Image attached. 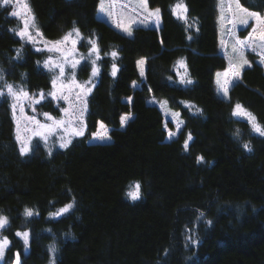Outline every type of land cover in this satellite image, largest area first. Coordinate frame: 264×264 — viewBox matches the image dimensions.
<instances>
[{
	"label": "trees",
	"instance_id": "obj_1",
	"mask_svg": "<svg viewBox=\"0 0 264 264\" xmlns=\"http://www.w3.org/2000/svg\"><path fill=\"white\" fill-rule=\"evenodd\" d=\"M237 1L264 13V0ZM27 2L43 40L79 29L84 54L94 41L99 73L83 99L84 134L51 152L37 141L21 155L11 101L0 98V216L8 218L0 235L9 241L0 264L18 254L20 264H264V136L253 129L264 127V65L253 57L227 96L218 91L217 73L228 65L218 0H147L162 24L131 35L99 17L100 0ZM178 2L184 17L173 11ZM13 11L0 6L3 77L33 95L49 93L50 52L18 34L23 23ZM91 72L89 59L75 70L81 81ZM151 98L180 114L178 137L167 140ZM63 103L47 95L38 107L59 117ZM237 104L254 121L233 115ZM125 114L132 117L122 126ZM101 122L111 140L93 142ZM137 182L141 197L132 200ZM69 203V212L54 215ZM18 231L29 233L27 245Z\"/></svg>",
	"mask_w": 264,
	"mask_h": 264
},
{
	"label": "rangeland",
	"instance_id": "obj_2",
	"mask_svg": "<svg viewBox=\"0 0 264 264\" xmlns=\"http://www.w3.org/2000/svg\"><path fill=\"white\" fill-rule=\"evenodd\" d=\"M218 2H219L218 9H219V13H220V16H219L220 47H219V49H220L221 54L226 58V61H228V65L225 68V70L218 72V73H221V75L219 77H217V80L219 79L220 83L223 84L224 80H225V76L223 75V73H225L226 71L229 72L228 79L230 81H232V83L227 85L228 91H229V89L232 87L233 83H235L236 81H238V79L241 78L243 69L252 64L253 57H254V59H257L258 62L261 63L262 56H264V50H261L259 47L256 48L255 52H253L251 48H245L243 50V59H247L248 64H244L243 59L240 57V55L238 53L237 54L233 53L234 43L237 39H239V40L246 39L248 37L249 33L252 32L253 28H259L262 25L258 22L256 17H249V16H247V13L241 11V9H247V12H253L250 9L243 7L239 1H237V0H218ZM23 3H26L28 7L26 10H23L22 15H20L18 17L22 20V23L24 22L25 19H28L31 23L32 18H34V23L36 25V17L34 16L33 12L31 11V8L29 7V3L27 2V0H23ZM237 3L239 4V7H237ZM13 5H14V11L18 10L17 5L15 3V0L13 2ZM183 6L186 8V6L184 4H183ZM155 9H158V8H153V7L151 8L150 5H148V3H147V11H145L144 7L140 4V0H105V12L101 13L99 11L98 15L100 18L106 20L108 23H110L116 29L120 30L121 32H123L125 34H127V32L123 31L122 28L117 27V24H122L124 26L129 27L131 34H132L133 29L138 27V26L139 27L145 26V27L160 28V26L162 24V16H161L160 11H159L158 22H157V17L148 15V12H152ZM109 10L111 11V15H109ZM174 13L176 15H178V13H179V16H182V17L186 16V12L183 9H178ZM254 13H257V12H254ZM258 14H259V17L261 19H264V13L258 12ZM241 18L247 19V23L246 24L239 23V20ZM141 21H145V23H141ZM234 24H235V27H233ZM23 26H24V23H23ZM28 31L31 33L32 39H28L27 36H24L23 39L25 41H31L34 44L35 48H37V49L48 50L50 52V55L46 61H51V62L57 63V64H63V66L65 68L66 75L69 74V69H71V67H70L71 63H73L76 60H79L80 62L76 66V68H77L86 59L89 52L91 51V49H90L86 54H84V53H82V51L79 50L77 45H78V41L80 39V36L77 37V36L72 35V37L68 41H65L59 45H54V42H56V41L49 42V41L43 40L42 37L40 36V34L37 35V32L39 31L37 26L35 28L30 27L28 29ZM62 38L60 40H62ZM60 40H58V41H60ZM72 40H76L75 45L72 44ZM222 41H223V44L221 43ZM258 43L259 42L257 41V44ZM57 48H59L60 50L57 51L56 50ZM97 55L99 56V51H98V53L92 54V59L96 60L95 66L98 69V72H97V74H98L99 73V66H98V61H97L98 60ZM81 57H85V59H82ZM230 59L232 61V64L235 65L236 70L239 72L238 77L231 75L233 69L230 68V66H229ZM262 64L264 65V63H262ZM144 65H145L144 63L142 65L139 64L141 71H143V73H144ZM46 68H48V67H46ZM76 68L73 70L74 72H75ZM51 71L53 73V78L56 75H58V71H59L58 69H56L54 71L51 70ZM0 75L3 76L1 68H0ZM75 79L77 82L83 84L85 88H90V89H91L92 84L94 82V81H92L94 79V77L92 76V72H91V77L87 81L79 80L77 78L76 74H75ZM88 81H91V82L86 83ZM4 82H7L8 84H13L11 82H8L3 77V80H0V87H2ZM60 82H61L60 80H57V88L56 89L53 88V84H52V89L49 93L55 91L56 96L60 97V95H61V91L59 90ZM216 85H217L218 91L223 96H225L223 93V90L220 88V85L217 83V81H216ZM5 91H6V89H5ZM79 91H80L79 89H74L72 94L69 95L68 100L59 99V100L64 102L63 104L65 105V107L63 109H69L68 113H65L62 111L61 116H59V117L51 115L50 113H48V114L50 116L54 117L56 120L68 121L69 119H71L72 120V128H76V129L82 128L83 134H84L85 129H86V124H85V120L83 118V115H84L85 111L81 114V109L86 105L84 100H83L86 95H82L80 97V99L77 100L76 94ZM28 93H29V98L22 99V101H20V102H17L14 98L5 95L10 99L11 104L17 103V107H16V110L14 113V118H15V123H16V135L17 136L19 135V137H20V139H19L20 145H22V142L27 143L30 147V151H28V152L32 153L31 151L36 147V142L38 141L37 147L40 145L45 151L51 152V151L57 150L59 148H62V147H60V143L62 142L60 140L61 136H63L65 140H70V141H72L75 137H77V135H71V130H72L71 128L69 129L68 133L64 132V130L62 128L57 129L55 134L50 135L46 142L40 136L35 135V131L37 130V128H36V125L34 123H32L31 120L29 119L30 117H35L41 123H48V124L52 123L51 120H46L44 113H47V112L42 111L38 107V103H35V100H39V103H40L42 101V99L45 98V96H47V95L51 96V95H49V93H42V92H39L36 95L35 94L33 95L31 92H28ZM64 94H68L66 89L64 91ZM2 97H4V96H0V98H2ZM149 102L151 104L158 105L159 108L161 109V111H163V113H164L165 122H166L165 127L167 129V134H168L167 140L170 139L169 138V132L174 133V135L172 136L171 139L178 137L179 133H180V131L184 125V122L182 121L180 114L174 110H171L169 107V104L166 101H159L157 99L151 98L149 100ZM21 109L23 111H21ZM242 113H246V111H244L243 108H242ZM241 115H243V114H241ZM124 116H128L129 119L132 117V115H130V114H125ZM77 117H79V121L77 120ZM128 120L126 121V123L123 126H125L127 124ZM168 121L173 122V124L175 125L174 129L169 128ZM99 125H100V123L98 124V129L95 133H97L98 131H103L102 129H100ZM105 127L108 130L107 135L110 137L111 128H109L107 125H105ZM110 140H111V137H110V139L104 140V141L94 139L93 135L91 138V141H93V142H98V141L106 142V141H110ZM70 143H68V145ZM0 231H1V229H0ZM3 238L4 237L0 235V240H2ZM7 246H8V244H7ZM7 246L4 249L3 255L0 256V263L3 260ZM14 264H16V262Z\"/></svg>",
	"mask_w": 264,
	"mask_h": 264
},
{
	"label": "snow or ice",
	"instance_id": "obj_3",
	"mask_svg": "<svg viewBox=\"0 0 264 264\" xmlns=\"http://www.w3.org/2000/svg\"><path fill=\"white\" fill-rule=\"evenodd\" d=\"M14 0H0V6H8L13 4ZM15 3L17 5V9L16 11H13L11 13L12 16H20L22 15L23 10L27 9V4L23 3V0H15ZM140 4L144 7L145 11H147V0H140ZM237 7H239V4L237 3ZM178 9H183L186 12V8L183 6L182 2H178L175 7L173 8V11L176 12ZM99 11L101 13L105 12V0H100V5H99ZM159 9H155L152 12H148L149 16H155L157 17V22H158V18H159ZM242 12L247 13V16L249 17H256L258 22L262 25L259 28H253L252 32L249 33L248 37L244 40H239L237 39L234 43V47H233V53L234 54H239L240 57L243 59V50L245 48H251L253 52L256 51V48L259 47L261 50H264V19H261L259 17L258 13H254V12H247V9H241ZM109 15H111V11L109 10ZM179 15V13H178ZM147 19V18H146ZM24 26L23 29H21V31L18 33L19 35H21L22 37L27 36L28 39H32V35L31 33L28 31V29L31 28H35L36 25L34 23V18H32V22L30 23V21L28 19L24 20ZM141 23H145V21H141ZM239 23L241 24H246L247 23V19L241 18L239 20ZM117 27L122 28L123 31L127 32L128 35H131V31L130 28L127 26H124L122 24H117ZM233 27H235V24L233 25ZM73 32L75 33V35L77 37L80 36V32L79 29H73ZM37 35H39V33L37 32ZM73 33H68L66 34L62 40L60 41H56L54 42V45H59L65 41H68L71 37H72ZM257 41L259 42L257 44ZM76 40H72V44L75 45ZM92 47H91V51L89 52L88 56L86 57V59L91 60L92 63V76L95 77L97 75L98 69L96 68V60L92 59V54L93 53H98L99 49L97 48L96 44L94 41H90ZM223 44V41L221 42ZM51 50V49H50ZM57 51H59L60 49L57 48ZM112 56H116V53L113 52ZM82 59H85V57H81ZM99 58V56L97 55V59ZM79 60L74 61L73 63H71L70 67L71 69H75L77 64H79ZM138 64L142 65L144 63V60H140L137 62ZM243 63L244 64H248L247 59H243ZM261 63H264V56H262L261 59ZM229 66L230 68L233 69L231 75L238 77L239 76V72L236 70L235 65L232 64V61L230 59L229 61ZM45 67H48L50 70H56L58 69V75H56L53 80H52V84H53V88L56 89L57 88V80H60V84H59V90L61 91V95L60 97L56 96V92L53 91L51 93H49V95H51L54 99H63V100H68L69 99V95L72 94L74 89H79L80 91L76 94V99L79 100L80 97L82 95H87L88 92L91 91L90 88H85L83 84L79 83L76 81L75 79V72L72 71L71 73L67 74L65 73V68L63 66V64H57V63H53L51 61H46L45 62ZM113 75H115V65H113ZM141 75H143V71H141ZM221 75V73H217V76L219 77ZM223 75L225 76V80L224 83L221 84L219 79L217 80V83L220 85V88L223 90V93L225 96H227L228 94V87L227 85H229L230 83H232V81H230L228 79L229 76V72H225L223 73ZM0 80H3V76L0 75ZM91 81H88L86 83H90ZM188 83H191V81H187ZM6 89V91H5ZM65 89L67 90L68 94H64ZM10 96L12 98H14L17 102L22 101V99H26L29 98V93L27 91H25L23 89V87H16L13 84H8L7 82H4V84L2 85V87H0V96ZM43 95V94H42ZM35 103H39V100H35ZM12 109H13V113H15L16 107H17V103H13L11 105ZM86 105L81 109V114L86 111ZM21 111H23L21 109ZM63 112L68 113L69 109H62ZM241 114H246L250 121H254V117L251 116L250 113H242V106L240 104H237L235 106V110L233 112V115H241ZM44 116L46 118V120H51L52 123L48 124V123H41L39 120H37L35 117H30L29 119L31 120L32 123H34L36 125L37 130L35 131V135L40 136L45 142L47 141L48 137L50 135L55 134L57 129H63L64 132L68 133L69 129L71 128V135H83V129L79 128H72V120L69 119L68 121L65 120H56L54 117L50 116L48 113H44ZM129 119L128 116H122L121 117V125L123 126L126 121ZM77 120L79 121V117H77ZM100 129H102L103 131H98L97 133L93 134V138L94 139H98L101 141L104 140H108L110 139V137L107 135V128L105 127V125L101 122L100 123ZM253 129L255 132L259 133L261 136H264V127H261L257 124H253ZM174 135V133L169 132V138L171 139L172 136ZM17 139L19 140L20 137L19 135L17 136ZM188 139H191V135L189 134ZM60 140L62 141L60 143V147H67L68 143H70V140H65L63 136L60 137ZM185 149H187L188 147V141H185L184 144ZM244 147L248 150H251L249 148L248 144H245ZM21 155H24L25 153H27L28 151H30V147L27 143L22 142L21 145ZM198 162L203 160V157L200 156L197 158ZM131 190L127 193L128 197H130L132 200H138L141 197V186L139 184V182L135 183L134 185L130 186ZM73 208V204L69 203L67 205H65L63 208L59 209L58 212H56L54 215H61L63 213H67L70 211V209ZM25 215L26 216H33L34 213L31 209H26L25 210ZM203 215V214H201ZM208 224H211V221H207ZM8 225V218L4 217V216H0V229L5 228ZM17 236L23 237L25 244L27 245V241H28V236L29 233L28 232H16ZM191 239V237H190ZM198 243V241H196ZM9 243V241L7 240L6 237H4L2 240H0V256L3 255L4 249L7 246V244ZM51 250L54 252L55 248H51ZM25 251H27V248L25 249ZM16 264H20V259H19V254L17 255V260H16ZM54 264V261H53Z\"/></svg>",
	"mask_w": 264,
	"mask_h": 264
}]
</instances>
